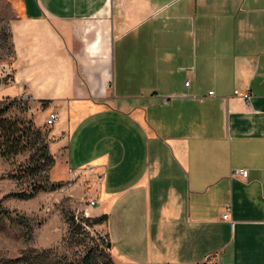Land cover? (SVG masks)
<instances>
[{
	"label": "crops",
	"instance_id": "obj_1",
	"mask_svg": "<svg viewBox=\"0 0 264 264\" xmlns=\"http://www.w3.org/2000/svg\"><path fill=\"white\" fill-rule=\"evenodd\" d=\"M3 1L113 262L264 264V0Z\"/></svg>",
	"mask_w": 264,
	"mask_h": 264
},
{
	"label": "rangeland",
	"instance_id": "obj_2",
	"mask_svg": "<svg viewBox=\"0 0 264 264\" xmlns=\"http://www.w3.org/2000/svg\"><path fill=\"white\" fill-rule=\"evenodd\" d=\"M13 18L9 5L0 0V85L9 80ZM4 93L15 95L13 89ZM0 112L26 136L23 146L29 143L16 156L0 153V207L6 213L0 222V264H82L88 257L92 264H116L102 233L84 221L87 184L79 173L71 172L63 146L54 144V125H44L49 111L33 100L3 97ZM44 146L51 162L36 172Z\"/></svg>",
	"mask_w": 264,
	"mask_h": 264
},
{
	"label": "trees",
	"instance_id": "obj_3",
	"mask_svg": "<svg viewBox=\"0 0 264 264\" xmlns=\"http://www.w3.org/2000/svg\"><path fill=\"white\" fill-rule=\"evenodd\" d=\"M9 39H10V36H9ZM10 46H11V42H10ZM11 49H12V46H11ZM12 53H13V51H12ZM41 104H43L44 107H46V105H47L45 101H42ZM1 116H2V112H0V153H1V155L9 157V156H16L20 153H23L24 151L27 150L29 143L26 142V145L23 146L21 139L23 137H25V139H26V136H24V134H22V135L20 134L19 130L16 128L14 123L10 122V120L1 118ZM38 162H39L38 168H35L36 172L40 171V169L43 170L42 168L51 162L50 156H48L46 154L45 146L42 149V154L38 157ZM24 197L27 198L30 196H24ZM5 214H6L5 211L0 207V222H1L2 218L5 216ZM71 220H73V218H71ZM84 221L90 222V226L95 227L96 225L102 223V218L96 219V218L87 217L86 219H84ZM96 232L98 233V235L101 233L97 230H96ZM102 240L105 243V245L107 246V237L103 234H102ZM90 259L91 258H89V257L85 258L83 260L82 264H92L90 262ZM203 263L204 262H202L200 264H203Z\"/></svg>",
	"mask_w": 264,
	"mask_h": 264
},
{
	"label": "built area",
	"instance_id": "obj_4",
	"mask_svg": "<svg viewBox=\"0 0 264 264\" xmlns=\"http://www.w3.org/2000/svg\"><path fill=\"white\" fill-rule=\"evenodd\" d=\"M185 85H188V82H185ZM211 95V92L209 93ZM235 95H239L242 98H244L245 100H248L250 94L249 92H244L239 94L237 91H234ZM17 101H27V100H33L32 95L30 94H22L18 97H16ZM58 120V116L55 112H49L45 117H44V125L47 127H52ZM231 178L237 179L241 182H245V178L247 176V170L246 169H234L231 171L230 174ZM89 205H93L94 202L90 201L88 202ZM229 213H230V206L227 205L225 207L224 213L222 214L221 218L225 221H229L231 222L230 218H229ZM84 217H88L86 212H83ZM232 224V222H231Z\"/></svg>",
	"mask_w": 264,
	"mask_h": 264
}]
</instances>
